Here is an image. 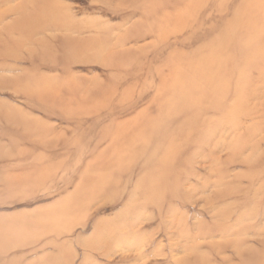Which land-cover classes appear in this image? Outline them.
<instances>
[{
    "label": "rangeland",
    "instance_id": "obj_1",
    "mask_svg": "<svg viewBox=\"0 0 264 264\" xmlns=\"http://www.w3.org/2000/svg\"><path fill=\"white\" fill-rule=\"evenodd\" d=\"M1 15L0 264H264V0Z\"/></svg>",
    "mask_w": 264,
    "mask_h": 264
},
{
    "label": "bare ground",
    "instance_id": "obj_2",
    "mask_svg": "<svg viewBox=\"0 0 264 264\" xmlns=\"http://www.w3.org/2000/svg\"><path fill=\"white\" fill-rule=\"evenodd\" d=\"M2 17H3V15L0 16V18H2ZM43 27H44L45 29H47V28L49 29V28L52 27V25H51V26H50V25L48 26V25L44 24Z\"/></svg>",
    "mask_w": 264,
    "mask_h": 264
}]
</instances>
